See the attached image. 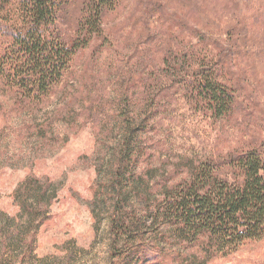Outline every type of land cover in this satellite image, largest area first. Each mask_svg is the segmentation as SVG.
I'll return each instance as SVG.
<instances>
[{
    "label": "trees",
    "instance_id": "1",
    "mask_svg": "<svg viewBox=\"0 0 264 264\" xmlns=\"http://www.w3.org/2000/svg\"><path fill=\"white\" fill-rule=\"evenodd\" d=\"M81 2L74 34L66 39L58 27L62 18H66L64 0H0V22L1 18L12 22L9 28L0 24V39L8 40L0 52V86L12 93L23 108L42 106L64 83L76 55L90 43L96 52L101 48L97 41L106 40L104 18L116 11L120 1ZM183 2L186 0H178L179 5ZM139 3L147 18H156L154 23L160 26L167 25L170 38L160 60V70L168 81L178 79L190 107L215 122L224 123L232 116H241L245 108L240 110L236 87L240 80L233 82V65L228 61L230 42L225 40L223 47L209 40L190 21L188 12L196 5L185 15L169 11L161 0H139ZM175 36H181L179 41L188 40V47L174 52V44L175 49L179 47ZM194 40L204 47L191 45ZM151 74L147 76L154 77V85H148L144 79L135 83L134 79L131 82V78L126 81L118 77L113 86L114 119L120 131L118 145L106 181L93 184V190L109 201L110 261L139 264L149 260L147 263L153 264L157 261L154 258L160 256L158 260L168 264H210L231 257L247 244L261 242L264 239L261 120L252 135L256 137L243 149L191 162L185 177L176 182L169 180L161 189L155 183L144 182L143 189L137 190L136 182L141 178L136 169L148 157L140 139L145 130L144 117L157 106L156 90L163 82ZM98 100L70 103L87 113L90 104ZM47 124L48 120H44V125ZM59 192L52 180L32 174L16 186L13 201L17 212L9 216L0 211V264L28 261L37 232L50 219L49 211ZM159 242L167 245L162 247Z\"/></svg>",
    "mask_w": 264,
    "mask_h": 264
},
{
    "label": "rangeland",
    "instance_id": "2",
    "mask_svg": "<svg viewBox=\"0 0 264 264\" xmlns=\"http://www.w3.org/2000/svg\"><path fill=\"white\" fill-rule=\"evenodd\" d=\"M119 1L116 11L104 18L106 40L96 43L101 48L95 52L90 43L78 53L64 83L42 106L23 108L0 86V211L14 216L18 210L14 191L29 174L47 177L60 188L50 219L37 232L34 251L23 264H116L108 256L109 201L93 190V184L106 181L118 145L113 93L118 77L134 79L135 83L144 79L154 85V77L147 76L152 73L163 81L156 90L157 106L144 117L140 139L148 157L136 169L141 178L136 182L139 191L144 182L161 189L169 180L182 179L191 162L243 149L256 137L252 135L258 121L264 123V0H186L180 5L178 0H161L176 14H185L196 5L187 11L190 21L209 40L223 47L225 40L230 42L228 61L233 65V82L240 80L236 84L240 110L245 109L241 116H232L224 123L211 121L190 107L178 79H165L160 60L168 48L167 25L147 18L139 0ZM64 2L66 18L58 27L68 39L74 34L82 2ZM1 19L2 27L12 25ZM176 38L177 43L181 36ZM195 42L191 45L204 47ZM189 43L179 41L174 52ZM7 44L8 40L0 39V52ZM88 99L99 100L90 104L87 113L70 103ZM44 120H48L47 125ZM67 120L71 122L65 123ZM154 259L158 262L153 264H168L158 260L160 256ZM210 264H264V239Z\"/></svg>",
    "mask_w": 264,
    "mask_h": 264
}]
</instances>
